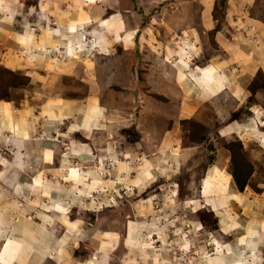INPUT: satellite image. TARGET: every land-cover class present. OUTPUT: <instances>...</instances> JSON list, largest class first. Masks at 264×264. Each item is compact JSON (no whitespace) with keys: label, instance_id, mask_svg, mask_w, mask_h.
Wrapping results in <instances>:
<instances>
[{"label":"rangeland","instance_id":"374dc122","mask_svg":"<svg viewBox=\"0 0 264 264\" xmlns=\"http://www.w3.org/2000/svg\"><path fill=\"white\" fill-rule=\"evenodd\" d=\"M4 1L0 103L8 113H0V219L5 222L0 243L9 232L42 233L40 222L53 219L49 227L61 233L57 222L65 216L93 234L79 249L88 255L98 251L100 264H264V246L256 250L248 237L241 239L246 246L227 247L233 237L228 234L244 236L239 223L245 229V219H264V126L252 124L258 111L264 125V0H174L176 8L167 4L173 0ZM189 6L195 9L192 16L199 8L210 9L213 21L203 35L199 17L189 25L204 42L200 61L193 63L221 61L219 74L227 82L225 92L209 100L191 79L173 83L177 97L169 93L168 78L159 75L177 45L180 50L184 38L194 39L192 29L186 37L182 23ZM163 8L172 12L151 24L149 14ZM215 32L239 36L242 50L227 56L228 49L211 41ZM8 118L15 125L23 120L31 144L46 141L53 148L48 165L34 161L39 165L29 173L37 174L34 187H21L29 178L15 176L19 172L11 160L19 156L20 135L2 124ZM28 149L26 144L21 156ZM220 153L229 192L245 191L246 197L238 207L231 204L242 219L233 227L221 225L224 233L202 202L209 166ZM234 177L244 180L241 191ZM28 216L39 223H25ZM134 227L139 238L133 250L124 247L123 238L125 228ZM20 247L15 239L6 240L0 262L19 259Z\"/></svg>","mask_w":264,"mask_h":264},{"label":"crops","instance_id":"0c3cea01","mask_svg":"<svg viewBox=\"0 0 264 264\" xmlns=\"http://www.w3.org/2000/svg\"><path fill=\"white\" fill-rule=\"evenodd\" d=\"M176 2L173 0L167 4L170 5L171 3H174V5H172V7L176 8L178 6V4ZM208 4H209V2H208ZM191 6L183 8V13H185V14H182V17H183L182 23L184 24V28L186 29V32H185V34L187 35L186 37H189V35L193 31L190 36L193 37L194 39L184 38L188 41H186V40L182 41L183 42V43H181L182 48L180 50H179L180 45H177L176 49L173 51V54L168 56L167 62H164V64L169 65V67H166L167 69L166 68L163 69L165 72L160 71L159 75H162L164 79L168 78L167 83H168V89L170 90L169 93L178 97L179 95H177L176 89H179V87L177 85V87H178L177 88L176 84L174 85L173 83L174 82L177 83L178 81H186V80L191 79L193 82V86L196 89H198L199 91H202L199 95L200 96L202 95L209 100V98L212 99L213 97L217 96L218 94L225 92V86H226L227 82L224 84L222 82V78L220 77L221 75L219 74V66H220V63H222L221 61L214 60V59L210 58V59H206V61H205L206 63L202 66H197L196 64L194 65V63H193L196 61H200V58L202 55L201 45L204 46V42H201V41L198 42V40H197L198 35L195 33V30L192 27H190L189 25L193 22L195 17H199V20L201 22L200 25L202 26L201 34L203 35V34H205L204 31L207 32V31H209V29H212L213 21L211 20L210 9L203 8V7L199 8V9H197L199 12L196 11V16H192L193 15L192 12L195 9H193ZM7 9H8V7L6 5V2L4 0H0V14H1V16L4 13H6V14L8 13ZM168 11L172 12V9L170 10L168 8H163V9H159L157 11L156 15L149 14L148 17L151 18V24L153 22H157L156 20H154L155 17L159 16L160 14L162 15L163 13H166ZM181 11H182V9L180 8V9H178L177 12L180 14ZM1 21H2V19H0V23H1ZM145 26H146V24L144 23V25L142 27L141 26L140 27L144 28ZM191 29H192V31H190ZM139 30H140V28L137 29V31H139ZM137 31H134L132 39H134V37L137 35ZM195 37H196V39H195ZM238 37L239 36H236L235 38L232 39L228 36V34H225L223 32H215L213 37H212L213 40H211V41L214 42L215 46L218 48H223L224 50L228 49L227 56H229L230 54H234L235 52H238L242 48V46H240V45H242L243 42H242V40L239 41ZM259 49H262V46H259ZM170 57H172L173 59H171ZM169 58L171 60H169ZM246 58L247 59L251 58L252 59L251 61L255 65H257V63L259 64V62H260V57L256 58V59H254L253 57H246ZM240 60H241V62L244 61L242 57ZM248 61H250V59ZM226 62H229V61L226 60ZM241 62H240V64H241ZM227 66H228L227 63H225V65L223 63L222 68L225 69V67L227 68ZM191 88H192L191 92H194V89L192 86H191ZM191 98H193V97H191ZM196 99L198 100V98H196ZM200 103H202V102H200ZM6 111H8L6 109V104L0 103V113H2V112H3V114L8 113ZM91 112H92V114L94 113L93 111H91ZM253 113L254 114L252 117V124L256 125V127H258V128H261L262 126H264L260 123V122L263 123V121H262V118L259 117L258 111L253 112ZM85 118H88V117H85ZM6 122L8 124H5L3 122H2V124L7 129L13 130L14 127L18 129V136L20 135V138L18 141L17 148L19 150L20 149L23 150V148L26 144H29V146L31 148L30 150L28 149L26 151V155H24V156H21V150L19 152V156L17 153H15V155L13 156L14 158H13V160H11V163H15V167L19 172V173L16 172L15 176L17 175L19 177H27V179L29 178L28 179L29 181L21 182V187H26V186L27 187L28 186L34 187V186H36L35 184L37 182L35 180L37 174H33V173L29 174L30 171L34 172V169L39 168L38 167L39 165H34V161L40 159L42 164L48 165L50 159L52 158V156L54 154L53 148L50 147L48 145L49 142H46V141L45 142L33 141L32 142L33 144H31L29 141H27L26 137L23 135L24 123H23L22 119L19 121V123L17 125H15V123H12L11 119L9 120V118ZM28 156H30V157H28ZM223 156H224V154L220 153L209 167H210V169H212V173L214 174L213 176H216L215 180H218V177L221 178V176H223V178L225 179V181H226V189L224 190L225 193L224 192L222 194L214 193V192L208 190L207 191L208 196L206 195L204 197L205 199L202 200L204 207L205 206L208 207V209L212 212V214L220 221V222L218 221V224L220 225L219 229L221 232H223V230L221 229V225L224 228H226V226H228V225L230 227H233L232 223L237 222L236 221L237 219L238 220L242 219V217H239L240 216L239 213L238 212L235 213L234 211L231 210V208H232V205H234V204H236L238 207V202H239L240 197L243 199L244 194H245V191H241V192L238 191L237 193L234 191L229 192L228 186H229V184H231V182L229 180L230 179L229 175H227V173L225 172V168H224L225 164H224ZM31 160H33V161H31ZM9 168H10L9 165L6 166L5 172ZM48 168L49 167H47V169ZM9 170H11V169H9ZM13 172L15 173V169H14V171L12 169L10 176L13 175ZM11 182H12V180L10 179V183ZM5 183H8L7 179H6ZM208 183H209V180H208ZM19 184L20 183L18 182L17 185H19ZM209 184H207V185L209 187H212V184L211 183H209ZM13 186H11V188H13ZM245 199H246V197H245ZM245 199H243V201H245ZM249 199H251V196L249 197ZM7 205L10 208H14V206L12 205V202H8ZM249 207L252 210H255L258 208V206H249ZM255 212H256V210H255ZM41 214L44 215L45 218L51 219L50 215L48 216L44 212H41ZM254 219H255V221L250 220L249 222L247 221L248 219L244 220L245 223L243 226L245 227L246 230L239 223V225L241 226L240 228L245 232L244 236L242 235V233L241 234L239 233L240 236H238V237H234V236H237V234L236 235L228 234L229 236H233V237L230 239V242H229L227 247L231 248L234 243H235L234 246L236 248H238L239 245L244 246L245 244H244V242H242V240L243 241L246 240L247 237H248L247 239L250 238V240H251L250 235L253 236L254 234H256L260 237L259 238L258 236H254L252 238V240L255 241L254 247H256V250L258 249L259 245H260L259 247L264 246V228H263L264 219L259 220L258 217H255ZM0 220H1L0 230H2L1 229L2 225H4L3 223H5V222L3 221V219H0ZM29 220L31 223H34V224L39 223L38 220H35L33 217H29V216L25 219V223H28ZM40 223H41L40 226L43 229L42 233H40L38 230L33 231L32 229L29 231L23 229L24 232H22L20 235H16L14 233V235L11 236L10 232L7 233L6 237L4 239H2V241L0 243V256H1V251L3 249L2 248L3 244L5 243L6 240H9L11 238V239H15V241H18L21 244V247L19 249V255H18L19 259L15 260L11 264H52L53 262H54L53 264H82V263L86 264L88 262H90L89 264H100L99 260L102 257L99 256L100 253H98V251L93 255H88L85 253L82 254L80 249H79L80 243L84 242L87 238H90L93 235L92 233H88V232L86 233L87 229L85 227H83L81 225V223H79V221L69 220L65 216L59 217V222H57V225H59L61 227L62 231H61V233H58V234L55 233L52 230V228L49 227L51 224H53V225L55 224L54 219L52 220L51 223H44V222H40ZM246 223H248V225L252 224V226L257 227L258 231L253 230V228H249V229L246 228L247 227ZM3 230L6 231V228H4ZM238 230H239V227H238ZM102 235L100 232L99 235H96V237H97L96 239H98V240L102 239L103 238ZM133 236H132L133 242L131 244H126V246L124 244L125 248L129 247V248H133V250H134V248H136L137 241H138L136 239L139 238V235L137 237L133 233ZM124 237H125V235H124ZM216 247H218V246H216ZM235 247H234V250H236ZM129 248H128V250H129ZM76 254H78V255H76ZM0 264H2V263L0 262Z\"/></svg>","mask_w":264,"mask_h":264},{"label":"bare ground","instance_id":"6f19581e","mask_svg":"<svg viewBox=\"0 0 264 264\" xmlns=\"http://www.w3.org/2000/svg\"><path fill=\"white\" fill-rule=\"evenodd\" d=\"M2 12V11H1ZM104 26H107V25H104ZM43 34V33H42ZM129 41V40H128ZM147 42V41H146ZM44 43V42H43ZM74 46V45H73ZM101 150V149H100ZM222 170V169H221ZM209 172V174H208V180H209V183H210V181H213V183L214 182H217L218 184H219V186H220V188L222 189V191H218V188L216 189V187H215V185L214 186H212V187H209L208 186V188H209V190L210 191H212V192H214V193H225V189H226V183H225V181H224V179L221 177V178H219L218 177V180H215V177L216 176H213L214 174L212 173V169H209L208 170ZM208 183V184H209ZM19 194V193H18ZM203 195V194H202ZM217 196V195H216ZM195 212V211H194ZM203 224V223H202ZM73 226V225H72ZM202 226V225H201ZM70 228V227H69ZM73 229V228H72ZM138 228H136V227H134V228H131V230L130 229H128V228H125V237H124V244H125V246H126V244H131L132 242H133V238H132V236H133V233H134V235H136L137 237H138ZM150 233H152V232H150ZM121 234V233H120ZM153 234H154V232H153ZM156 234V233H155ZM167 234V233H166ZM188 234V233H187ZM122 235V234H121ZM114 236V235H113ZM64 237V236H63ZM134 237V236H133ZM86 238V237H85ZM146 238V237H145ZM11 239V238H10ZM9 239V240H10ZM65 239V238H64ZM120 239V238H119ZM137 240V239H136ZM252 240V239H251ZM135 241V240H134ZM9 242V241H8ZM116 243V242H115ZM172 243V242H171ZM179 243V242H178ZM6 245V244H5ZM66 245V244H65ZM115 245V244H114ZM113 248V247H112ZM95 250V249H94ZM141 250V249H140ZM107 252V251H106ZM84 254V253H83ZM122 254V253H121ZM37 255V254H36ZM76 255H78V254H76ZM66 256V255H65ZM102 257V256H101ZM121 257V256H120ZM131 257V256H130ZM105 258V257H104ZM86 259V258H85ZM94 259V258H93ZM115 259H117V258H115ZM33 260V259H32ZM37 260V259H36ZM58 260V259H57ZM90 260V259H89ZM101 260V259H100ZM126 260V259H125ZM162 260V259H161ZM43 261V260H42ZM102 261V260H101ZM124 261V260H123ZM71 262V261H70ZM93 262V261H92ZM100 262V261H99ZM175 262V261H174ZM3 263V262H2ZM35 263V262H34ZM54 263V262H53ZM52 263V264H53ZM90 262H88V263H86V264H89ZM124 263V262H123ZM83 264V263H82Z\"/></svg>","mask_w":264,"mask_h":264},{"label":"trees","instance_id":"16d2710c","mask_svg":"<svg viewBox=\"0 0 264 264\" xmlns=\"http://www.w3.org/2000/svg\"><path fill=\"white\" fill-rule=\"evenodd\" d=\"M233 181H234L235 185H237L238 190L241 191L243 189V186H244V180L240 181V180H238V178L234 177Z\"/></svg>","mask_w":264,"mask_h":264}]
</instances>
